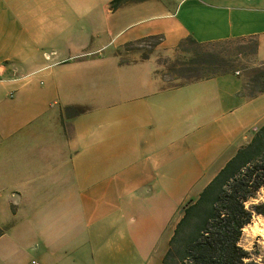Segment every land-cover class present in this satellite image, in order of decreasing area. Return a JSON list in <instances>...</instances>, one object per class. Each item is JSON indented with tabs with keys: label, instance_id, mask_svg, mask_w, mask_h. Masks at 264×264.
I'll return each instance as SVG.
<instances>
[{
	"label": "crops",
	"instance_id": "1",
	"mask_svg": "<svg viewBox=\"0 0 264 264\" xmlns=\"http://www.w3.org/2000/svg\"><path fill=\"white\" fill-rule=\"evenodd\" d=\"M111 1L0 0V264H163L182 207L264 124L240 71L158 69L188 38H252L264 64V0ZM95 21L107 46L82 41Z\"/></svg>",
	"mask_w": 264,
	"mask_h": 264
},
{
	"label": "trees",
	"instance_id": "2",
	"mask_svg": "<svg viewBox=\"0 0 264 264\" xmlns=\"http://www.w3.org/2000/svg\"><path fill=\"white\" fill-rule=\"evenodd\" d=\"M138 1L143 0H112L110 7L116 11L126 3ZM186 42L201 47L214 43H200L188 38L181 47ZM191 60L192 68L185 76L188 82L204 78L196 72L195 64L200 62ZM220 73L224 72L216 71L211 76ZM82 111V107H65L68 116ZM263 186L264 124L254 130L250 141L238 149L199 197L189 201L170 240L163 264H264L241 243L244 227L256 215H264V201L247 204Z\"/></svg>",
	"mask_w": 264,
	"mask_h": 264
},
{
	"label": "rangeland",
	"instance_id": "3",
	"mask_svg": "<svg viewBox=\"0 0 264 264\" xmlns=\"http://www.w3.org/2000/svg\"><path fill=\"white\" fill-rule=\"evenodd\" d=\"M107 25L109 27V24ZM107 27L103 21L91 22L88 28L89 33L82 41L92 46H103L105 44L107 46L109 43ZM117 29H113L112 37L114 40L118 38L116 35ZM156 42L157 38H146L131 44V47L143 48L145 52H149ZM68 44L70 45L67 42H60L55 45V48H65ZM254 50L255 41L252 38L219 41L205 47L186 42L184 47H180V52L175 57H161L158 69L162 77H164L166 85H179L188 82L185 76L189 69L192 68L190 61L194 58L200 62L195 64L198 76L208 77L216 71H240L246 77L249 89L254 92L264 89V64L254 59ZM262 201H264V186L259 190L257 196L248 201L247 204L249 206ZM0 217L4 221L0 223V234H4L0 243L6 244V240L10 238L9 230L13 216L11 213L2 211ZM262 236L260 232L254 235L245 233L241 241L245 248L253 251L254 258L260 261H264V238Z\"/></svg>",
	"mask_w": 264,
	"mask_h": 264
},
{
	"label": "bare ground",
	"instance_id": "4",
	"mask_svg": "<svg viewBox=\"0 0 264 264\" xmlns=\"http://www.w3.org/2000/svg\"><path fill=\"white\" fill-rule=\"evenodd\" d=\"M257 232L262 233L264 238V215H257L254 221L244 227V234H257ZM264 241V240H263Z\"/></svg>",
	"mask_w": 264,
	"mask_h": 264
},
{
	"label": "water",
	"instance_id": "5",
	"mask_svg": "<svg viewBox=\"0 0 264 264\" xmlns=\"http://www.w3.org/2000/svg\"><path fill=\"white\" fill-rule=\"evenodd\" d=\"M188 204H189V202H187V203L182 207V209H181V212H182V213L184 212V210H185V208L187 207Z\"/></svg>",
	"mask_w": 264,
	"mask_h": 264
},
{
	"label": "built area",
	"instance_id": "6",
	"mask_svg": "<svg viewBox=\"0 0 264 264\" xmlns=\"http://www.w3.org/2000/svg\"><path fill=\"white\" fill-rule=\"evenodd\" d=\"M33 264H38L36 261H33Z\"/></svg>",
	"mask_w": 264,
	"mask_h": 264
}]
</instances>
